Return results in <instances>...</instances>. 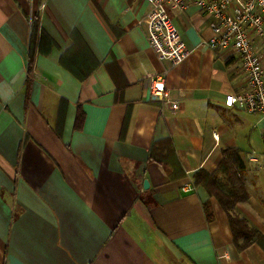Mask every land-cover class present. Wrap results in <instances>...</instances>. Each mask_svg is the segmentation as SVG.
Returning <instances> with one entry per match:
<instances>
[{"label":"crops","instance_id":"1","mask_svg":"<svg viewBox=\"0 0 264 264\" xmlns=\"http://www.w3.org/2000/svg\"><path fill=\"white\" fill-rule=\"evenodd\" d=\"M196 1L171 9L191 50L173 65L150 46L148 0H0V264H264L203 186L183 190L237 148V210L264 234V114L226 104L242 59L208 45L217 19ZM37 15L45 52L30 46ZM157 73L177 108L150 93ZM162 138L185 176L149 160Z\"/></svg>","mask_w":264,"mask_h":264},{"label":"built area","instance_id":"2","mask_svg":"<svg viewBox=\"0 0 264 264\" xmlns=\"http://www.w3.org/2000/svg\"><path fill=\"white\" fill-rule=\"evenodd\" d=\"M152 8L148 17V39L150 46L160 59L173 65L184 61L191 50L181 39L172 18V8H185L188 0H148ZM208 14L217 19L211 23L213 35L208 45L213 49L232 48L242 59L245 86L238 92L226 96L227 105L242 110L264 114V0H197ZM148 89L152 96L170 103L165 73L151 76ZM190 184L185 191H193Z\"/></svg>","mask_w":264,"mask_h":264},{"label":"trees","instance_id":"3","mask_svg":"<svg viewBox=\"0 0 264 264\" xmlns=\"http://www.w3.org/2000/svg\"><path fill=\"white\" fill-rule=\"evenodd\" d=\"M51 42L37 15L31 25V50L45 52L48 49L47 44ZM148 158L162 164L170 180L186 175L174 144L168 138L154 140L150 146ZM262 158L264 161V153ZM246 170L239 150L229 147L224 149L223 157L216 169L211 172L203 168L195 170L191 174V183L194 187L203 186L210 196L215 197L220 203L227 213L233 242L239 250L253 243H258L264 249V234L251 225L237 210V204L247 201L250 197L245 179ZM203 206L207 220L211 221L214 215L210 199L204 201Z\"/></svg>","mask_w":264,"mask_h":264},{"label":"water","instance_id":"4","mask_svg":"<svg viewBox=\"0 0 264 264\" xmlns=\"http://www.w3.org/2000/svg\"><path fill=\"white\" fill-rule=\"evenodd\" d=\"M144 185H145V187H148L149 186V182H148L147 179L144 180Z\"/></svg>","mask_w":264,"mask_h":264}]
</instances>
